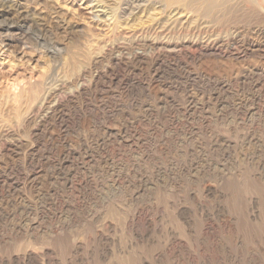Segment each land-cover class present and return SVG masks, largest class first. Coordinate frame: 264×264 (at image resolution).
Masks as SVG:
<instances>
[{
    "label": "rangeland",
    "instance_id": "rangeland-1",
    "mask_svg": "<svg viewBox=\"0 0 264 264\" xmlns=\"http://www.w3.org/2000/svg\"><path fill=\"white\" fill-rule=\"evenodd\" d=\"M199 7L0 0V264H264V0Z\"/></svg>",
    "mask_w": 264,
    "mask_h": 264
},
{
    "label": "bare ground",
    "instance_id": "bare-ground-1",
    "mask_svg": "<svg viewBox=\"0 0 264 264\" xmlns=\"http://www.w3.org/2000/svg\"><path fill=\"white\" fill-rule=\"evenodd\" d=\"M216 1L217 0H163V2L164 3H166V7H168V8H170V9H173V12H175V15H177L178 14V12L179 13H181L180 11V9L181 8H185V9H193L195 6H204L205 8H206V10L207 11H210L211 9H212V7L215 5V3H216ZM141 3V2H140ZM135 4V3H134ZM139 4V3H138ZM86 6V5H85ZM192 6V8H190ZM98 7V6H97ZM107 7V6H106ZM105 7V8H106ZM136 7H138V5L136 6ZM201 7H199V8H201ZM96 8V7H95ZM104 8V7H103ZM117 8V7H116ZM126 8V7H125ZM164 8V7H163ZM204 8V9H205ZM97 9H99V8H97ZM97 9H95V10H97ZM115 9V8H114ZM104 10V9H103ZM106 10V9H105ZM122 10V9H121ZM134 10V9H133ZM1 11V10H0ZM102 11V10H101ZM106 12V11H105ZM119 12V11H118ZM128 13V12H127ZM133 13V12H132ZM108 14V13H107ZM106 14V15H107ZM111 14V13H110ZM113 15V14H112ZM112 15H110L111 17H112ZM104 16V15H103ZM169 17V16H168ZM107 18H109V17H107ZM110 19V18H109ZM108 19V20H109ZM114 19V18H113ZM113 19L111 20V21H113ZM107 20V19H106ZM171 21V20H170ZM162 24V23H161ZM171 28V27H170ZM260 30V29H259ZM167 32V31H166ZM242 35V34H241ZM236 36V35H235ZM243 36V35H242ZM260 38V37H259ZM158 39V38H157ZM216 39V38H215ZM240 39V38H239ZM243 40V39H242ZM215 42H216V40H214ZM148 42V41H147ZM194 42V41H193ZM203 43V42H202ZM212 43V42H211ZM217 43H220V40L218 41L217 40ZM217 43H215V44H217ZM223 43V42H222ZM243 43V42H242ZM195 44V43H194ZM204 44V43H203ZM149 45H151V42H150V44H149V42L148 43H143L142 44V46L145 48V46H149ZM220 45V44H219ZM218 45V46H219ZM221 45H223V44H221ZM139 46V45H138ZM141 46V45H140ZM141 46V47H142ZM152 46V45H151ZM211 46V45H210ZM210 46H208L207 45V48L206 49H208L209 51H211V52H215V51H213V47H210ZM150 47V46H149ZM202 47V46H201ZM215 48V47H214ZM246 48V47H245ZM147 49V48H146ZM168 49V48H167ZM172 49V48H171ZM226 49V48H225ZM257 49V48H256ZM259 50V49H258ZM258 50H256V52L258 51ZM144 51V50H143ZM240 51V50H239ZM264 51V50H263ZM228 52V51H227ZM162 53V52H161ZM252 53V52H251ZM167 54V53H166ZM258 54H259V52H258ZM261 55V54H260ZM263 55V54H262ZM137 56V55H136ZM171 56V55H170ZM264 56V55H263ZM140 57V56H139ZM202 57V56H201ZM260 57V56H259ZM143 58V57H142ZM146 58H148V57H146ZM163 59V58H162ZM170 59V58H169ZM133 60V59H132ZM171 60V59H170ZM177 60V59H176ZM237 60V59H236ZM179 61V60H178ZM196 61V60H195ZM120 62V61H119ZM133 62V61H132ZM154 65V64H153ZM145 68V67H144ZM165 68V67H164ZM172 68V67H171ZM126 70V69H125ZM169 72V71H168ZM253 73V72H252ZM95 74V73H94ZM139 74H141V73H139ZM163 74V73H162ZM254 75V74H253ZM164 76V75H163ZM249 76H251V75H249ZM94 77V76H93ZM154 78V77H153ZM192 78V77H191ZM218 78V77H217ZM262 78H264V77H262ZM133 80V79H132ZM204 80V79H203ZM142 81V80H141ZM239 81V80H238ZM249 81V80H248ZM182 82V81H181ZM251 83V82H250ZM263 83V82H262ZM110 84V83H109ZM166 84V83H165ZM239 84V83H238ZM123 86H124V84H122ZM138 85V84H137ZM212 85V84H211ZM106 86V85H105ZM115 86V85H114ZM201 86V85H200ZM251 86V85H250ZM96 87H97V85H96ZM146 87V86H145ZM192 87V86H191ZM252 87V86H251ZM131 88V87H130ZM227 88V87H226ZM97 89V88H96ZM123 89V88H122ZM137 89V88H136ZM141 89V88H140ZM194 89V88H193ZM209 89V88H208ZM165 90V89H164ZM210 90V89H209ZM215 90V89H214ZM138 91V90H137ZM183 91V90H182ZM172 92V91H171ZM235 92V91H234ZM102 93V92H101ZM108 93V92H107ZM182 93V92H181ZM241 93V92H240ZM152 94V93H151ZM189 94H191V93H189ZM196 94V93H195ZM187 95V94H186ZM180 96H181V94H180ZM230 96V95H229ZM145 97V96H144ZM127 98V97H126ZM125 98V99H126ZM166 98V97H165ZM215 98V97H214ZM150 99V98H149ZM252 99V98H251ZM158 100V99H157ZM222 100V99H221ZM207 101V100H206ZM209 102V101H208ZM179 103V102H178ZM236 103V102H235ZM51 104V103H50ZM60 104V103H59ZM145 104V103H144ZM151 105V104H150ZM158 105V104H157ZM48 106V105H47ZM249 107V106H248ZM47 109V108H46ZM124 109V108H123ZM143 109V108H142ZM152 109V108H151ZM188 109V108H187ZM112 110V109H111ZM128 110V109H127ZM50 111V110H49ZM165 112V111H164ZM184 112V111H183ZM67 113V112H66ZM118 114V113H117ZM110 115V114H109ZM122 115V114H121ZM51 116V115H50ZM108 116V115H107ZM188 117V116H187ZM120 118H121V116H120ZM128 119V118H127ZM155 119H157V118H155ZM110 120V119H109ZM102 121H103V119H102ZM252 121V120H251ZM97 122V121H96ZM222 122V121H221ZM253 123V122H252ZM208 124V123H207ZM250 124V123H249ZM107 125V124H106ZM177 125V124H176ZM94 126V125H93ZM103 126V125H102ZM167 126V125H166ZM173 126V125H172ZM168 127V126H167ZM171 127V126H170ZM204 128V127H203ZM97 129V128H96ZM130 129V128H129ZM102 131V130H101ZM193 131V130H192ZM146 132V131H145ZM196 132V131H195ZM205 132V131H204ZM172 133V132H171ZM132 134V133H131ZM162 134H164V133H162ZM197 134V133H196ZM217 134V133H216ZM241 134V133H240ZM157 135V134H156ZM192 135V134H191ZM131 136V135H130ZM212 136V135H211ZM243 136V135H242ZM242 136H240V137H242ZM159 137V136H158ZM213 137V136H212ZM82 138V137H81ZM164 138V137H163ZM198 138V137H197ZM94 139V138H93ZM83 140V139H82ZM81 140V141H82ZM91 140V139H90ZM142 140V139H141ZM177 140V139H176ZM255 140V139H254ZM112 142V141H111ZM176 142V141H175ZM200 142V141H199ZM154 143V142H153ZM188 143V142H187ZM251 143V142H250ZM94 144V143H93ZM196 144V143H195ZM224 144V143H223ZM163 145V144H162ZM145 146V145H144ZM244 146V145H243ZM164 147V146H163ZM249 147V146H248ZM128 148V147H127ZM250 148V147H249ZM13 149V148H12ZM75 149V148H74ZM86 149V148H85ZM135 149V148H134ZM153 149V148H152ZM151 149V150H152ZM43 150V149H42ZM87 150V149H86ZM92 150V149H91ZM124 150V149H123ZM6 151V150H5ZM138 151V150H137ZM128 152V151H127ZM158 152V151H157ZM160 152V151H159ZM168 152V151H167ZM208 152V151H207ZM91 153V152H90ZM131 153V152H130ZM192 153V152H191ZM204 153V152H203ZM128 154V153H127ZM204 155V154H203ZM7 156V155H6ZM71 156V155H70ZM144 156V155H143ZM130 157V156H129ZM153 157V156H152ZM201 157V156H200ZM41 158V157H40ZM191 158V157H190ZM155 159V158H154ZM51 161V160H50ZM105 161V160H104ZM107 161H108V159H107ZM125 161V160H124ZM156 161V160H155ZM181 161V160H180ZM159 162V161H158ZM7 163V162H6ZM201 163V162H200ZM204 164V163H203ZM78 165V164H77ZM103 166V165H102ZM106 166V165H105ZM262 166V165H261ZM3 167V166H2ZM126 167H127V165H126ZM214 167V166H213ZM68 168V167H67ZM90 168V167H89ZM175 168V167H174ZM0 169H1V167H0ZM214 169V168H213ZM61 170V169H60ZM127 171V170H126ZM126 171H125V173H126ZM136 171V170H135ZM156 172V171H155ZM164 174V173H163ZM170 175V174H169ZM171 176V175H170ZM60 177V176H59ZM209 177V176H208ZM241 177H243L244 179H247V174H244V175H242ZM120 180V179H119ZM164 180H165V178H164ZM163 180V181H164ZM239 180V179H238ZM246 181V180H245ZM29 182V181H28ZM91 182V181H90ZM209 182V181H208ZM241 182H242V178H241ZM249 182V181H248ZM243 183V182H242ZM258 183V182H257ZM2 184V183H1ZM12 184V183H11ZM54 184V183H53ZM213 184V183H212ZM249 183H246L245 185V190L247 191L248 189H250V184L248 185ZM110 185V184H109ZM208 185V184H207ZM244 185V184H243ZM252 185V184H251ZM82 186V185H81ZM205 187V186H204ZM244 187V186H243ZM129 188V187H128ZM171 188V187H170ZM194 189V188H193ZM128 190V189H127ZM168 190V189H167ZM95 191V190H94ZM172 191V190H171ZM252 191V190H251ZM114 192V191H113ZM166 192V191H165ZM249 192V191H248ZM101 193V192H100ZM144 193H146V192H144ZM254 193V192H253ZM252 193V194H253ZM118 195V194H117ZM18 196V195H17ZM48 196V195H47ZM127 196V195H126ZM249 196V195H248ZM134 198V197H133ZM47 201V200H46ZM44 206V205H43ZM37 210V209H36ZM34 212V211H33ZM32 212V213H33ZM41 212V211H40ZM49 213V212H48ZM43 218V217H42ZM8 220V219H7ZM12 224V223H11ZM18 224V223H17ZM14 225V224H13Z\"/></svg>",
    "mask_w": 264,
    "mask_h": 264
}]
</instances>
